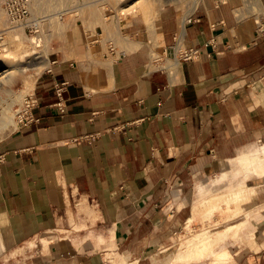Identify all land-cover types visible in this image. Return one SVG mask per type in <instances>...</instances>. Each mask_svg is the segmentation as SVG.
<instances>
[{"label":"crops","instance_id":"crops-1","mask_svg":"<svg viewBox=\"0 0 264 264\" xmlns=\"http://www.w3.org/2000/svg\"><path fill=\"white\" fill-rule=\"evenodd\" d=\"M209 1L163 11L156 49L146 32L119 44L103 25L70 28L34 85L39 122L0 143V264H185L162 249L228 181L247 216L207 254L264 264V38L232 0ZM182 29L185 47L213 55L160 69L153 56Z\"/></svg>","mask_w":264,"mask_h":264},{"label":"rangeland","instance_id":"rangeland-1","mask_svg":"<svg viewBox=\"0 0 264 264\" xmlns=\"http://www.w3.org/2000/svg\"><path fill=\"white\" fill-rule=\"evenodd\" d=\"M208 2L210 1L40 0L33 4L34 16L40 19L39 33L33 35L25 32L22 28H13L12 25L9 24L0 0V11H2L5 20L3 29L9 27L10 30L18 29L20 33L29 40L26 44L29 50L33 49L36 53L34 56L26 58L23 61H6L2 55L6 50L10 49L13 51L14 44L9 41L10 39L7 40L6 36L0 37V125H3L5 122L9 123V117L12 118V124L3 131V133L0 131V143L17 129L14 119L15 108L21 104L26 96L33 95V91H26L25 87H27L28 80L33 77L40 67L45 68L46 65L49 66V58H52L51 56L54 53H60L62 51L70 28L77 22H82L87 27H93V25L108 27V33L117 40L119 44L146 32L145 34H148L150 41H152V47L156 49L159 46V24L160 16L163 11L172 8L185 13V16H187L197 8L207 5ZM143 3L145 4L144 7L141 5ZM232 4L238 7L241 5V0H232ZM140 6L143 9L140 8ZM247 25V23H242L233 32V36H236L240 41V45H238L240 48L244 47L247 42L252 40V35L247 33ZM1 33L3 32H0V34ZM137 46L138 45H135V48ZM45 70H47V68H45L43 72ZM235 186L236 184H231V181H228L222 186H217L216 191L213 190L207 194L204 198L207 202H201L200 207L198 205L196 206L191 217V219L194 217V220H188V222L176 232L174 235V241L176 243L173 247H165L162 249V251H164L163 254L165 256L172 255V257L176 254L177 258L182 260V263L188 264L191 262L183 261L185 259L188 261H196L195 259L199 257L184 256L180 258V253L185 251V253H190L193 249L198 250L202 246L208 244L205 253L201 255L203 259L210 250H212V252L214 251L212 248L219 240L229 238L226 243H219L221 244L219 249L227 250L232 246V239L228 233L234 231V229L232 228L228 232H224L222 229L229 225L236 224L239 221H243L242 219L247 216V214L244 213L242 207L250 200V198L244 197V199L239 201V197L233 201L234 197L231 198L230 193L232 190L236 189ZM213 205H218L220 210L213 215H210L208 213L209 211L203 214L204 211L208 210ZM244 232L245 231L241 232L239 237L245 235L246 233ZM238 238L234 239V242H237ZM189 242H192L191 244H194V246L192 248L190 247V250H187L189 249L187 246ZM214 258L215 257L210 256V254H207L203 262L212 264ZM229 262L230 259H228L225 264H229ZM213 263L216 264L215 259Z\"/></svg>","mask_w":264,"mask_h":264},{"label":"built area","instance_id":"built-area-1","mask_svg":"<svg viewBox=\"0 0 264 264\" xmlns=\"http://www.w3.org/2000/svg\"><path fill=\"white\" fill-rule=\"evenodd\" d=\"M40 0H1L2 8L7 16L9 24L13 28H22L29 34L36 35L40 29V19L34 16L33 4ZM85 1V0H81ZM235 17L239 22L251 21L254 26V39L264 38V1L263 0H241V5L234 9ZM183 30L177 32L173 37V44L167 46L162 55L153 56L154 63L159 64L160 69H166L163 62L166 59H173L177 63L194 62L204 56L210 57L213 54L206 53L202 48H188L183 44ZM111 53L115 48H110ZM216 54H221L218 52ZM57 101L54 103L55 112L63 115L66 112V100L64 98V88L56 90ZM38 102L34 95L26 96L21 104L14 110V119L17 130L28 128L38 123L34 116V110ZM131 124L121 125L115 130L127 134Z\"/></svg>","mask_w":264,"mask_h":264},{"label":"bare ground","instance_id":"bare-ground-1","mask_svg":"<svg viewBox=\"0 0 264 264\" xmlns=\"http://www.w3.org/2000/svg\"><path fill=\"white\" fill-rule=\"evenodd\" d=\"M46 1V0H45ZM143 7L145 6V4H141ZM140 8H142L140 6ZM143 9V8H142ZM141 9V10H142ZM87 11V10H86ZM63 21V20H62ZM5 25V20H4V15L2 13V11H0V32H3L0 34V37L1 36H6V39H10L9 41L11 43L14 44V50L11 51L10 49L9 50H6L5 53L2 55L3 58L6 60V61H13L14 62H18V61H23L25 60L26 58H29V57H32L34 56L36 53L33 49L29 50V48L27 47V43H28V39H26L18 29H12L10 30L9 28L7 29H3V26ZM185 29V28H184ZM9 30V31H8ZM183 30V29H182ZM185 31V30H184ZM46 64V63H45ZM47 68V67H45ZM44 67H40L37 72L33 75L32 78H30V80H28L27 82V87L26 88V91H33L34 89V85H35V82L37 80V78L41 75V73L43 72V70L45 69ZM29 91V92H31ZM2 114V113H1ZM4 115V114H3ZM5 117V116H4ZM3 118V117H2ZM9 123L5 122L3 125H0V131H5L11 124H12V118L9 117ZM3 121V119H2ZM1 121V122H2ZM219 209L218 208H214L210 214L213 215L215 212H217ZM232 229V227H229V228H223L222 231L224 230V232H228ZM210 237V236H209ZM192 242H189L187 244V246L189 247V249L187 250H190V247L192 248L194 246V244H191ZM184 245V244H183ZM208 245V244H207ZM207 245L206 246H202L201 248H199L198 250H195L193 249V251H191L190 253H185V252H182L179 254V257H184V256H189V257H199L201 258V255L203 253H205V250L207 248ZM195 248V247H194ZM197 258V259H199Z\"/></svg>","mask_w":264,"mask_h":264}]
</instances>
